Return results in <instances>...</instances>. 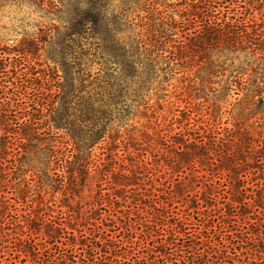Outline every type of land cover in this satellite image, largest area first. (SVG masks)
<instances>
[{
    "label": "trees",
    "instance_id": "16d2710c",
    "mask_svg": "<svg viewBox=\"0 0 264 264\" xmlns=\"http://www.w3.org/2000/svg\"><path fill=\"white\" fill-rule=\"evenodd\" d=\"M38 1L0 0V8ZM46 1L68 16L66 33L45 36L48 45L62 47L51 58L63 69L60 90L48 88L45 82L51 81L31 64L28 54L37 53L36 40L21 49L0 47V245L13 239L33 264H160L153 256L137 257L131 245L139 213L130 199L146 196L162 209L151 223L166 226L170 242L158 250L167 259L186 246L195 255L189 264H264V123L235 118L223 129L186 124L174 131L152 122L146 106L141 108L158 72H171L185 53L201 57L202 50L208 57L202 68L219 66V59L232 61L235 80L223 88L224 106H233L230 114L264 115V23L228 8L234 0ZM94 65L98 72L92 76ZM232 92L237 97L229 102ZM130 99L139 117L135 124L125 117ZM95 146L148 147L157 163L154 168L144 160L126 164L112 151L103 159L94 154ZM152 171L160 174L155 181ZM93 181L99 184L90 198L95 203L83 210L82 191ZM53 192L67 202L54 199ZM104 203L110 206L106 216L99 212ZM175 205L181 216L169 214ZM112 209L125 222L118 240L108 234L118 218ZM61 210L66 214L57 218ZM97 216L109 230L102 231ZM191 224L200 227L191 244L168 252L173 236L186 235ZM200 244L205 254L198 252ZM179 259L186 264L184 256Z\"/></svg>",
    "mask_w": 264,
    "mask_h": 264
},
{
    "label": "rangeland",
    "instance_id": "374dc122",
    "mask_svg": "<svg viewBox=\"0 0 264 264\" xmlns=\"http://www.w3.org/2000/svg\"><path fill=\"white\" fill-rule=\"evenodd\" d=\"M55 2L58 0H54ZM170 3H179L182 0H163ZM228 8L234 9L236 12H242V16L251 22H256L258 24L264 23V0H234L228 4ZM180 6H176L174 9H180ZM65 9L62 8L61 11H55L51 8V5L46 0H39L36 4H30V2H25L20 5H6L0 8V47L5 49L12 50L21 49L25 47L27 42L36 40L37 53L28 54L32 58L31 64L34 66L36 71H39L38 75H43L45 80H50L51 82H45L48 88H51L54 93H57L60 90V83L64 81L63 78V69L60 65H56L52 61V57H58L57 51H60L62 47L60 44L48 45V42L45 41L46 33L49 31H57L56 35L61 36L62 33H66L64 24H66L67 14L64 12ZM179 18V16L177 15ZM58 32L60 34H58ZM39 41V42H38ZM186 43L189 40L184 39ZM56 42H58L56 40ZM39 47V48H38ZM193 47L191 44H187V48ZM178 51V49H177ZM192 53H185V56L180 59L177 65H172L173 71L171 72H158L157 80L154 81L152 86L147 90L144 101V105L141 108H145L147 116L152 122L160 123L161 125H169L174 131L178 129H184V126H214L220 129L226 128L228 126L232 127L233 121L235 118H242L241 121H248V123H254V125L264 123L263 114H247L248 111L241 113L236 110V114L231 115L230 111L233 108L232 105L224 106L223 101V88L228 81L235 80L232 77L233 67L232 61L219 59L217 64L219 66H214L211 68H202V66L207 65V55L201 50V57H192ZM211 59H218L216 55L210 54ZM242 57H240L241 59ZM239 59H235L237 64ZM248 69V66H243ZM251 68V67H250ZM250 68L248 73H250ZM214 70V71H212ZM98 72V66H92L90 73L92 76H95ZM247 73V74H248ZM235 88L237 84L235 83ZM236 95L232 92L229 96V102H234ZM129 105V106H128ZM127 105L126 118H128L129 124H135L139 120L138 116H135V102H132L130 99ZM147 117H143L141 120L146 122ZM256 122V123H255ZM178 127V129H177ZM104 147V148H103ZM144 148V147H143ZM158 148V147H157ZM112 151L113 153L118 152V158L124 159L126 164L130 163V159L133 160H144L148 162V166L154 168L156 166V157L155 150H151L148 147L142 150H135L134 148H126L124 146H95L94 154L97 157L106 159L110 157L108 152ZM105 152V154H103ZM155 161V162H154ZM152 176V179L157 180L160 174L154 173L152 171L149 173ZM161 180V179H160ZM144 181H148L147 178ZM162 182L164 179L161 180ZM150 187V183L146 186ZM99 189V184L96 181H93L90 186L84 187L82 194L84 196L83 204L79 205L83 207V210H90L93 207V202L90 201L92 196L97 194ZM139 191L147 193L145 189L139 188ZM44 193V192H43ZM53 197L57 201L64 198L59 192H53ZM224 193V192H222ZM47 198L51 197V194L48 193ZM60 197V198H59ZM136 197L130 199V206L134 209V212L139 213V218H136L135 223L137 224L136 230H132L136 238L134 240L135 244H131L136 248L138 252L137 257L139 258H148L155 257L156 261L160 264H175L180 263L179 257L184 256L186 259V264H189L192 261V257L195 256L192 254L193 250L189 247H183L182 251H178L173 257L167 259L161 253L162 249L161 244L166 242L168 238V233L166 226L159 228L160 225H154L151 223V220H156L157 210L159 209V203L149 200L146 196L142 197V200H135ZM78 197L74 196L71 202H78ZM63 202H67V199L64 198ZM95 203V202H94ZM176 208L169 214L179 213L182 215L181 207L175 205ZM110 206L107 203H104L99 206V212L102 215H108L110 212ZM61 209V208H58ZM65 209V208H64ZM126 210L127 208L124 207ZM112 214H117L115 226H111V231L108 234L117 236V240L121 239L123 234L121 231L123 226L124 219L122 214L119 211L111 210ZM66 213L61 212L56 216L57 218L65 216ZM168 214V215H169ZM186 214V213H184ZM14 215V214H13ZM101 215V216H102ZM101 216H97V224L102 225ZM135 215H133L134 217ZM48 217V216H47ZM158 218V216H157ZM169 219H166L167 223ZM123 221V222H122ZM108 224L109 220L107 221ZM145 222V225H139V223ZM125 223V222H124ZM247 224L245 223L244 226ZM144 226V228H143ZM199 227L197 224H191L185 226V234L182 232L176 233L177 237L174 243L171 246H168V252L176 250V247H180L186 243L191 244V239L195 235L196 228ZM158 229L163 233V235H158L154 230ZM200 228V227H199ZM11 229V225L5 224L4 231L7 232ZM83 229V227H79ZM102 231L109 230L108 226H101ZM72 231V230H70ZM86 234L89 233L88 229H84ZM82 231V233H84ZM85 234V233H84ZM75 235H79V232L75 231ZM9 241L8 243H3L0 245V264H33L32 259L25 256L23 252H20L15 245V242ZM64 240V239H62ZM131 241V240H130ZM170 242V240L168 241ZM7 245V246H5ZM58 245H61L60 243ZM101 243L99 244V246ZM198 252L205 254V248L202 247V244L196 247ZM56 251L58 248L55 247ZM180 250V249H179ZM235 251V250H233ZM242 251V250H241ZM182 252V253H181ZM81 250H77L75 256H80ZM181 253V255L179 254ZM237 254H242L238 252ZM178 257V261L175 260ZM206 255L200 257V261H206ZM208 264V263H203Z\"/></svg>",
    "mask_w": 264,
    "mask_h": 264
}]
</instances>
